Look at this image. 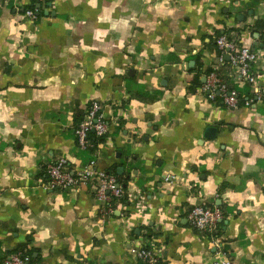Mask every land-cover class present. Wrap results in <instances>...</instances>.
Instances as JSON below:
<instances>
[{
    "label": "crops",
    "instance_id": "obj_1",
    "mask_svg": "<svg viewBox=\"0 0 264 264\" xmlns=\"http://www.w3.org/2000/svg\"><path fill=\"white\" fill-rule=\"evenodd\" d=\"M31 3L0 0V264H143L142 243L166 264H264V0H43L35 19ZM225 32L262 54L249 106L193 91L212 71L245 87ZM95 100L110 130L88 156L76 130ZM61 157L114 169L127 201L106 210L96 181L48 189ZM199 203L224 212L222 248L192 226Z\"/></svg>",
    "mask_w": 264,
    "mask_h": 264
},
{
    "label": "built area",
    "instance_id": "obj_2",
    "mask_svg": "<svg viewBox=\"0 0 264 264\" xmlns=\"http://www.w3.org/2000/svg\"><path fill=\"white\" fill-rule=\"evenodd\" d=\"M23 1L15 0L19 7H24ZM24 10L28 18L35 19V9L27 7ZM216 43L220 50L221 59L225 56L229 57L230 65L235 70L239 80L245 84H250L254 94H261L260 78L263 79V75L253 69L262 60V54L253 50L249 43L231 39L225 33L217 36ZM199 90L201 93L208 95L211 101H215L216 97L220 96L227 107L231 109L239 107L238 91L230 88L216 71L209 72L206 75V80ZM250 104L251 101H248L245 105L249 106ZM103 108L104 106L100 101L95 100L90 103L84 119L76 130L80 149H86L89 146L93 133L98 137L108 135L110 124ZM47 175L46 187L51 190L76 189L83 184L96 181L98 183L96 198L107 205L106 210L108 209V211H111L110 202L112 199L125 194L124 187L119 183L118 178L108 172L97 170L95 160H92L86 167L74 169L66 157H61L48 166ZM188 218L193 227L206 237L211 235L216 245L222 248L219 238L212 236L218 228L219 221L223 218V211L220 208L199 203L190 211ZM135 251L143 264H166L161 259L154 244H139ZM224 255L225 253L221 252L220 259L216 264H232L230 259L223 257ZM31 262L29 255L16 252L7 257L3 264H32Z\"/></svg>",
    "mask_w": 264,
    "mask_h": 264
},
{
    "label": "trees",
    "instance_id": "obj_3",
    "mask_svg": "<svg viewBox=\"0 0 264 264\" xmlns=\"http://www.w3.org/2000/svg\"><path fill=\"white\" fill-rule=\"evenodd\" d=\"M43 0H32V3L30 4V6H27V7H31L33 9L36 10V14L40 11V8L38 7L39 3H41ZM25 7V8H27ZM262 25L264 26V18L259 20L254 26H251L250 27V30L252 32H255V31H261L262 30ZM241 32V31H239ZM238 32V33H239ZM223 33H218V36L221 35ZM229 36V38L232 39V36L229 34V33H226ZM217 44V43H216ZM193 91H197V89H199L203 83L201 82V79H195L193 82ZM234 89V88H232ZM235 89H237L238 93H239V106H242V105H245L246 102L250 101V100H253L254 97L256 96L254 93L251 92V85L246 83L245 87L243 89H240V88H237L235 87ZM214 103L216 105H219V106H222V107H226V105L223 103L222 99L220 98V96H217L216 97V100L214 101ZM105 140V137H98L97 135H95V133L92 134L91 136V141H90V144L89 146L86 148V149H81L82 150V153L84 155H88V156H92V154L94 153V151L96 150L97 146L99 143L103 142ZM47 173V172H46ZM108 173L112 174V175H115L118 180H119V176L116 174V171L113 169V170H110ZM42 175H45V173H42ZM48 177V175H47ZM119 183L122 185V181L119 180ZM123 186V185H122ZM124 187V186H123ZM125 190V188H124ZM119 201H127V197L125 195L119 197V198H116L114 197L112 199V201L110 202V205H115V203L119 202ZM224 214V212H223ZM220 227H219V230H216L212 236H220ZM209 237L211 238V235H209ZM29 253H31V251H29Z\"/></svg>",
    "mask_w": 264,
    "mask_h": 264
},
{
    "label": "water",
    "instance_id": "obj_4",
    "mask_svg": "<svg viewBox=\"0 0 264 264\" xmlns=\"http://www.w3.org/2000/svg\"><path fill=\"white\" fill-rule=\"evenodd\" d=\"M205 82V81H204ZM203 82V83H204ZM216 134H217V128H215V127H209L208 129H207V134H206V137H208V138H215V136H216Z\"/></svg>",
    "mask_w": 264,
    "mask_h": 264
}]
</instances>
